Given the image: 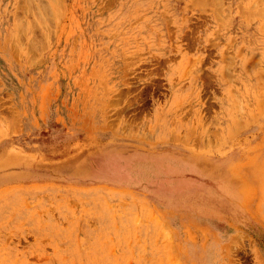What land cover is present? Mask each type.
<instances>
[{
  "label": "rangeland",
  "instance_id": "374dc122",
  "mask_svg": "<svg viewBox=\"0 0 264 264\" xmlns=\"http://www.w3.org/2000/svg\"><path fill=\"white\" fill-rule=\"evenodd\" d=\"M0 264H264V0H0Z\"/></svg>",
  "mask_w": 264,
  "mask_h": 264
},
{
  "label": "bare ground",
  "instance_id": "6f19581e",
  "mask_svg": "<svg viewBox=\"0 0 264 264\" xmlns=\"http://www.w3.org/2000/svg\"><path fill=\"white\" fill-rule=\"evenodd\" d=\"M203 2V1H202Z\"/></svg>",
  "mask_w": 264,
  "mask_h": 264
}]
</instances>
